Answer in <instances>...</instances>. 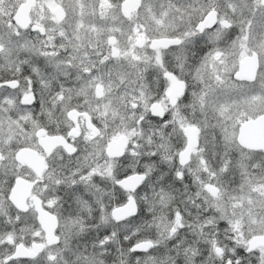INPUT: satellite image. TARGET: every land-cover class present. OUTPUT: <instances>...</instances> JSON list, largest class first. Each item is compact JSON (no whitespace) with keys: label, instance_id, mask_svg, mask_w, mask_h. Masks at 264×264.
<instances>
[{"label":"snow or ice","instance_id":"snow-or-ice-1","mask_svg":"<svg viewBox=\"0 0 264 264\" xmlns=\"http://www.w3.org/2000/svg\"><path fill=\"white\" fill-rule=\"evenodd\" d=\"M0 264H264V0H0Z\"/></svg>","mask_w":264,"mask_h":264}]
</instances>
